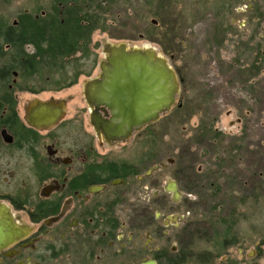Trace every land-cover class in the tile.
Instances as JSON below:
<instances>
[{
    "label": "flooded vegetation",
    "instance_id": "af4514ba",
    "mask_svg": "<svg viewBox=\"0 0 264 264\" xmlns=\"http://www.w3.org/2000/svg\"><path fill=\"white\" fill-rule=\"evenodd\" d=\"M136 6L155 15L150 25L143 18L139 41L163 56L116 36L103 39L97 58L93 36L123 29ZM193 8L213 15L217 44L251 47V67H264V0H0V264H264V225L238 229L234 193L219 205L217 231L193 221V206L175 212L187 194L203 206L210 188L223 186L189 168L183 191L169 173L176 159L159 163L154 127L183 108L179 94L169 112L126 139L107 132L111 112L91 96L107 45L125 44L152 66L164 60L181 84L169 62L182 59L188 27L170 14ZM81 78L83 102L69 116L74 97L62 94ZM183 225L186 251H178L170 230ZM196 240L206 245L191 255Z\"/></svg>",
    "mask_w": 264,
    "mask_h": 264
},
{
    "label": "rangeland",
    "instance_id": "374dc122",
    "mask_svg": "<svg viewBox=\"0 0 264 264\" xmlns=\"http://www.w3.org/2000/svg\"><path fill=\"white\" fill-rule=\"evenodd\" d=\"M173 15H177L179 25L188 27L182 59L169 62L182 80L177 105L182 102L183 108H174L154 127L159 135V163L176 159L169 173H176L183 191L189 168L208 175L210 182L223 185L210 188L200 201L203 206L199 205V199L188 198L187 194L183 203L175 205V212L185 215L193 206V221L202 223L199 227L217 231L220 229L219 205H225L234 193L236 199L233 200L239 205L238 229L250 232L253 227L264 225V67H251L255 58L257 60L251 47L230 42L217 44L213 37L212 14L193 8L191 12L176 10L170 17ZM154 16L136 6L127 10L123 29L111 30L107 35L97 32L93 36V44L100 53L97 58H103L100 51L103 39L116 36H122L129 47L141 48L148 43L163 56L162 47L138 39L143 18L146 17L149 24ZM83 82L81 78L77 87L62 94V97L72 94L74 97V102L66 106L69 116L73 115L78 102H83ZM183 228L184 225L181 230H170L173 243L169 247L185 250L181 242L185 240ZM205 245L204 240H196L194 249L188 252L200 253Z\"/></svg>",
    "mask_w": 264,
    "mask_h": 264
},
{
    "label": "water",
    "instance_id": "95a60500",
    "mask_svg": "<svg viewBox=\"0 0 264 264\" xmlns=\"http://www.w3.org/2000/svg\"><path fill=\"white\" fill-rule=\"evenodd\" d=\"M105 53L108 62L102 66L103 77L93 84L91 96L111 112L107 132L113 138L126 139L175 106L179 83L164 60L152 66L125 44L107 45ZM173 187L178 202L181 195L175 184Z\"/></svg>",
    "mask_w": 264,
    "mask_h": 264
}]
</instances>
